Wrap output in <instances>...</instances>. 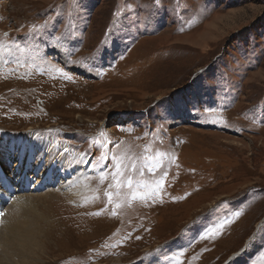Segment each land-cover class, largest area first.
Instances as JSON below:
<instances>
[{
    "label": "rangeland",
    "instance_id": "obj_1",
    "mask_svg": "<svg viewBox=\"0 0 264 264\" xmlns=\"http://www.w3.org/2000/svg\"><path fill=\"white\" fill-rule=\"evenodd\" d=\"M0 46V138L88 160L28 264H264V0H0Z\"/></svg>",
    "mask_w": 264,
    "mask_h": 264
},
{
    "label": "bare ground",
    "instance_id": "obj_2",
    "mask_svg": "<svg viewBox=\"0 0 264 264\" xmlns=\"http://www.w3.org/2000/svg\"><path fill=\"white\" fill-rule=\"evenodd\" d=\"M76 153L67 145L37 138L31 132L5 134L0 138V208L4 199L15 196L9 207L0 212V264H13L10 257H22L20 264H28L25 257L40 253L47 240L44 236L47 232L42 233L37 226L41 221L27 216L30 206L16 196L19 192L40 189L43 185L55 190H65L71 185L72 189L65 193L75 194L74 198L85 192L80 179L88 171V160Z\"/></svg>",
    "mask_w": 264,
    "mask_h": 264
},
{
    "label": "snow or ice",
    "instance_id": "obj_3",
    "mask_svg": "<svg viewBox=\"0 0 264 264\" xmlns=\"http://www.w3.org/2000/svg\"><path fill=\"white\" fill-rule=\"evenodd\" d=\"M0 50H2V46H0ZM154 194V193H153ZM109 197L111 196V193H108ZM133 195L135 196V193H133ZM221 227H223V225H221Z\"/></svg>",
    "mask_w": 264,
    "mask_h": 264
}]
</instances>
